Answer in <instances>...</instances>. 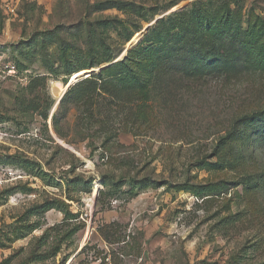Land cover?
<instances>
[{
  "label": "rangeland",
  "instance_id": "rangeland-1",
  "mask_svg": "<svg viewBox=\"0 0 264 264\" xmlns=\"http://www.w3.org/2000/svg\"><path fill=\"white\" fill-rule=\"evenodd\" d=\"M0 45V264H264V0H0Z\"/></svg>",
  "mask_w": 264,
  "mask_h": 264
},
{
  "label": "built area",
  "instance_id": "built-area-1",
  "mask_svg": "<svg viewBox=\"0 0 264 264\" xmlns=\"http://www.w3.org/2000/svg\"><path fill=\"white\" fill-rule=\"evenodd\" d=\"M10 53L11 50L8 47L0 45V81L18 79L19 77L16 63Z\"/></svg>",
  "mask_w": 264,
  "mask_h": 264
},
{
  "label": "trees",
  "instance_id": "trees-1",
  "mask_svg": "<svg viewBox=\"0 0 264 264\" xmlns=\"http://www.w3.org/2000/svg\"><path fill=\"white\" fill-rule=\"evenodd\" d=\"M14 52H15L14 50H11V54L14 53ZM14 62L16 63V66L18 67V63H17L16 59L14 60ZM235 126H236V124H233V126H232L233 129L231 131H229L224 137H221L220 143L222 145L225 144L227 138L232 134V131L235 129Z\"/></svg>",
  "mask_w": 264,
  "mask_h": 264
},
{
  "label": "bare ground",
  "instance_id": "bare-ground-1",
  "mask_svg": "<svg viewBox=\"0 0 264 264\" xmlns=\"http://www.w3.org/2000/svg\"><path fill=\"white\" fill-rule=\"evenodd\" d=\"M51 85L53 87V90L57 91L58 93V96L56 97V99L58 100L60 96L63 94L64 89H62V86L57 83H52Z\"/></svg>",
  "mask_w": 264,
  "mask_h": 264
},
{
  "label": "water",
  "instance_id": "water-1",
  "mask_svg": "<svg viewBox=\"0 0 264 264\" xmlns=\"http://www.w3.org/2000/svg\"><path fill=\"white\" fill-rule=\"evenodd\" d=\"M77 78H78V77H77ZM75 79H76V78H75ZM75 79H73L72 82H73Z\"/></svg>",
  "mask_w": 264,
  "mask_h": 264
}]
</instances>
